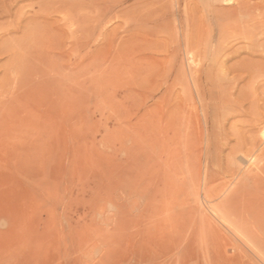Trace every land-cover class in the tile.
<instances>
[{"label":"rangeland","instance_id":"rangeland-1","mask_svg":"<svg viewBox=\"0 0 264 264\" xmlns=\"http://www.w3.org/2000/svg\"><path fill=\"white\" fill-rule=\"evenodd\" d=\"M99 1L69 0L58 7L42 0H0V264H264L259 247L247 241H237L248 253L237 257L233 241L239 234L213 207L239 187L248 162L235 161V176L221 175L216 164L210 165L213 149L207 144L200 113L202 109L213 112L204 88L208 92L210 88L212 95L223 91L220 97L229 99L230 94L234 100L238 86L246 85L248 92L253 83L259 89L252 87L253 95L264 96L261 73L249 86L248 74L232 69L239 62L264 61V50L247 52L243 23L236 28L227 13L236 1L254 5L259 0L230 4L227 0ZM255 36L261 40L259 31ZM20 45L30 54L27 72L43 69L45 78L36 81L35 75L28 83L16 84L4 66ZM206 73H216L214 83L204 79ZM58 82H73L78 89L75 101L63 104L64 113L50 95ZM223 82L235 86L227 84L230 88L225 92L219 88ZM251 91L248 96H253ZM176 104L183 108L177 109ZM169 111L176 119L187 115L194 121L190 127L196 140L200 137V145L187 156L181 144L179 158L169 159L166 150L175 148L173 140L162 146L158 142V117L164 114L162 124H166ZM229 115L226 132L230 123L241 120ZM164 129L175 137L170 128ZM180 129L181 134L186 132L181 125ZM187 167L196 174H189ZM214 171L217 176L210 181ZM259 175L262 194L264 172ZM184 181L189 192L182 187ZM206 185L220 187L216 201L204 195ZM182 195L193 206L188 227L172 225L166 213L172 209H165L183 200ZM204 216L231 231L230 238L208 240Z\"/></svg>","mask_w":264,"mask_h":264},{"label":"bare ground","instance_id":"bare-ground-1","mask_svg":"<svg viewBox=\"0 0 264 264\" xmlns=\"http://www.w3.org/2000/svg\"><path fill=\"white\" fill-rule=\"evenodd\" d=\"M42 1H46L47 3H50L52 5H58L61 6L62 4L68 2L67 0H42ZM73 1V0H72ZM94 1V0H93ZM97 1V0H96ZM101 1V0H100ZM99 1V2H100ZM122 0H107V2H112L113 4L116 3V2H120ZM159 1V0H158ZM161 1V0H160ZM104 2V1H103ZM124 2V1H123ZM122 2V3H123ZM178 2V1H177ZM176 2V3H177ZM187 2V1H186ZM234 0H227L226 3H233ZM102 3V2H101ZM121 3V2H120ZM80 4V3H79ZM189 4V2H188ZM112 5V4H111ZM163 5V4H162ZM160 6V5H159ZM188 6V5H187ZM167 7V6H166ZM163 6V9L166 10ZM195 7V6H194ZM185 8V7H184ZM162 9V8H161ZM192 9V8H191ZM195 9V8H194ZM57 10V9H56ZM193 10V9H192ZM191 10V11H192ZM196 10V9H195ZM227 10V9H226ZM229 12L228 15H230V19H232L234 21V24H235V27L238 26L239 29L240 27V24L243 23L244 27H242L244 29V36L245 39H247L245 42L246 44L248 45V49L250 51H247V52H250L251 53H255L257 51V48L258 47H262L260 50H264V0H259V2L257 1L256 3H254V5H249L247 2H237L236 1V6L233 7V9H230L228 10ZM258 11V12H257ZM193 12V11H192ZM255 12H257V15L254 14ZM148 13V12H147ZM157 13V12H156ZM155 13V14H156ZM195 13V12H194ZM189 13H187L188 15ZM191 14V13H190ZM189 14V15H190ZM219 14V13H218ZM224 14V13H223ZM165 15V14H164ZM186 15V16H187ZM188 15V16H189ZM227 15V16H228ZM240 15H242L243 17L240 18ZM160 16V15H159ZM163 16V15H162ZM187 16V17H188ZM191 16H193V14H191ZM189 16V17H191ZM164 17V16H163ZM194 17V16H193ZM192 17V18H193ZM228 17V18H229ZM158 18V17H157ZM227 18V19H228ZM188 19V18H187ZM186 19V20H187ZM195 18L192 19L195 20ZM202 19V17H201ZM219 19V18H216V20ZM224 19V18H223ZM226 19V20H227ZM229 19V20H230ZM225 20V19H224ZM191 21V22H192ZM196 21V20H195ZM193 21V22H195ZM217 21H221V19L217 20ZM216 21V22H217ZM223 22V21H222ZM221 22V23H222ZM54 23V22H53ZM189 23V22H188ZM213 23V22H212ZM215 23V22H214ZM218 24V22H217ZM220 24V23H219ZM216 25V24H215ZM185 26V25H184ZM222 26V25H221ZM218 27V26H217ZM187 28V27H186ZM189 28V27H188ZM234 28V27H233ZM237 28V27H236ZM224 29V28H223ZM187 30V29H186ZM222 30V29H221ZM237 30V29H236ZM250 30V31H249ZM157 31V30H156ZM257 31H259V33L262 35L261 36V40L258 39L256 35ZM198 32V31H196ZM205 32V31H204ZM240 32V31H239ZM186 33V32H185ZM189 34H192V33H189ZM206 34V33H205ZM220 34V32L218 33ZM226 34V33H225ZM224 34V35H225ZM186 35V34H185ZM193 35V34H192ZM190 35V36H192ZM202 35V32L201 34ZM199 35V36H200ZM223 35V36H224ZM259 35V34H257ZM198 36V35H197ZM207 36V35H206ZM205 36V37H206ZM220 36V35H219ZM218 36V37H219ZM37 37V36H36ZM185 37V36H184ZM187 37V36H186ZM193 37V36H192ZM191 37V38H192ZM196 37V36H195ZM197 38V37H196ZM195 38V39H196ZM205 39V38H204ZM38 40V39H37ZM186 40H188L186 38ZM197 40V39H196ZM216 40V39H215ZM223 40V39H222ZM221 40V41H222ZM207 41V40H206ZM34 42V41H33ZM109 42V41H108ZM190 42V41H189ZM196 42V41H195ZM201 42V41H200ZM216 42V41H215ZM17 43V42H16ZM186 44V43H185ZM188 44V43H187ZM194 44V43H193ZM198 44L199 41H198ZM191 45V44H190ZM206 45V43H205ZM211 45V43H210ZM209 45V47H210ZM230 45V44H229ZM228 45V46H229ZM235 45V44H234ZM1 46V45H0ZM33 46V44H32ZM84 46V45H83ZM162 46V45H161ZM187 46V45H186ZM191 46H194V45H191ZM200 46V45H199ZM199 46H197L196 48H198ZM152 47V46H151ZM185 47V46H184ZM214 47V45H213ZM195 48V46H194ZM216 48V47H215ZM219 48V47H217ZM227 48V47H226ZM230 48V47H229ZM18 49L22 50V52H17ZM18 49H16L17 51H14L12 54L10 53V60L9 62L4 66L5 69H9L10 71V74H13L12 76H14V78L16 79V84L18 83L19 86H21V84H23L24 82L28 83L29 80L31 79H35L33 76H38V79H35L36 81L40 79V76L43 77L45 76V70L43 71L42 69V72L40 73H28L27 70L29 68V63H30V54L29 52L25 49L24 46L20 45L18 47ZM192 49V47H191ZM200 49V48H199ZM210 49V48H209ZM208 49V51H209ZM214 49V48H213ZM216 50V49H215ZM239 50V49H238ZM7 51V50H6ZM186 51V50H185ZM217 51V50H216ZM231 51V50H230ZM229 51V52H230ZM4 52V51H3ZM196 52V51H194ZM231 53V52H230ZM240 53V52H239ZM217 53H215L216 55ZM186 55V54H185ZM200 55V54H199ZM232 55V54H231ZM259 56H261L260 54H258ZM33 56V55H32ZM219 56V55H218ZM218 56L216 55L215 57L218 59ZM226 56V55H225ZM228 57V56H227ZM220 58V57H219ZM204 59V58H203ZM213 59V58H212ZM224 59V58H223ZM259 60V59H258ZM264 60V59H263ZM214 60H212L211 62L213 63ZM245 61V60H244ZM243 61V62H244ZM250 60H248L249 62ZM215 62V61H214ZM220 62V60H219ZM218 62V64H219ZM234 62V61H233ZM252 62V61H251ZM249 62V64L247 63H237L238 66L235 68L233 67L232 68V64L230 65L231 68L234 70V72L236 71L237 73L239 74H242V73H247L248 74V81L246 82L249 86L254 79H256L257 76H260L259 74H257L258 72L261 73L262 75V78L264 76V61L262 62H253L251 63ZM40 63V62H39ZM221 63V62H220ZM255 63L258 65H255ZM211 64V63H210ZM236 64V65H237ZM216 65V64H215ZM214 65V66H215ZM254 65V66H253ZM173 66V65H172ZM218 66V65H217ZM220 66V64H219ZM234 66V65H233ZM257 66V67H255ZM39 67V66H38ZM139 67V66H138ZM223 67V66H222ZM134 68V67H133ZM157 68V67H156ZM117 70V68H115ZM125 69V68H124ZM123 69V70H124ZM202 69V68H201ZM219 69V68H217ZM129 70V69H128ZM139 70V69H138ZM146 70V69H144ZM157 70V69H156ZM215 70V69H214ZM213 70V71H214ZM221 70V69H219ZM190 71V70H189ZM230 71H232L230 69ZM128 72V71H127ZM130 72V71H129ZM128 72V73H129ZM149 72V71H148ZM152 72V71H151ZM155 73V72H154ZM190 73V72H189ZM228 73V72H227ZM236 73V74H237ZM126 74V73H125ZM212 73H206L205 75V78L204 79H207L210 84L211 83H214L213 81L214 78H215V75H212ZM257 74V76H256ZM122 75V74H121ZM151 75V74H150ZM233 75V74H232ZM244 75V74H243ZM242 75V76H243ZM118 76V75H116ZM190 76H193L192 74H190ZM189 76V77H190ZM214 76V77H213ZM217 76V75H216ZM228 76V75H227ZM235 76V75H234ZM237 76V75H236ZM150 77V76H148ZM231 77V73H230V76ZM233 77V76H232ZM238 77V76H237ZM241 77V76H240ZM37 78V77H36ZM45 78V77H44ZM228 78V77H227ZM242 78V77H241ZM140 79V78H138ZM148 79V78H147ZM192 79V78H190ZM238 78H236L237 80ZM33 80V81H35ZM47 80V79H46ZM153 80V79H152ZM151 80V82H152ZM155 80V79H154ZM206 80V81H207ZM260 80V79H259ZM42 81V80H41ZM150 81V80H149ZM227 81V80H226ZM32 82V81H30ZM150 82V83H151ZM237 83L240 82V81H236ZM258 82V81H257ZM48 83V81H47ZM148 83V85L150 84ZM200 83V82H198ZM206 83V82H205ZM207 83V84H208ZM217 83V82H215ZM235 83V82H234ZM233 83V84H234ZM260 83V82H259ZM30 84V83H29ZM29 84H27L26 86H28ZM38 84H40V81H38ZM42 84V83H41ZM46 84V83H45ZM74 83L72 82L71 85H65L63 83H60L58 82L57 83V87H52L51 91H54L52 94H50L53 98V99H56L58 100V102L62 105L61 106V110L59 111H64L66 110L65 107L63 106L64 103H66L67 101H69L70 103L74 102L75 99L77 98L78 96V89L77 87H75V85H73ZM121 84V83H120ZM192 84V83H191ZM201 84V83H200ZM207 84L205 85L207 87ZM223 84H225L223 82ZM228 83H226L225 85H222V83L220 84L222 86L219 87L221 90L223 89L225 91V89H227L229 86L231 87L233 84L230 83V85L228 87H226ZM245 84V83H244ZM252 85L250 86V88L252 89L253 87V83H251ZM257 84V83H256ZM262 84V83H261ZM44 85V84H43ZM42 85V87L44 88V86ZM147 85V84H146ZM153 85V84H152ZM212 87L213 84H211ZM216 85V84H215ZM220 85H216V86H220ZM239 85V84H238ZM241 85V84H240ZM47 86V85H46ZM154 86V85H153ZM193 86V85H192ZM235 86V85H233ZM243 86V85H242ZM246 85H244L243 87L238 88L239 89V92L237 91V94L236 92L234 94H236L235 96H237L236 98H233L234 100H232L231 96H230V91L228 94H229V97L231 98V101H230V98L229 99H226L227 97H220L219 94H223L222 92L223 91H219L218 89V93L219 94H211V89L209 88V92L205 89L206 93H208V98H209V101H211V105H212V113L211 114H208L210 113L208 111L207 113V109H202L200 110V113L202 111V117L204 119V126H205V129H206V137H207V144L213 149V153L211 155V158H209L208 162L210 161V165L212 166L213 164H216L219 168V171L223 172V170L225 171V174H222L221 172V175H226V176H233L234 174H237L236 173V168H235V161L236 160H239V161H245V162H248V165H249V168L247 169L246 172L243 173L242 175V178L239 182V187H237V189L235 190V187L232 189L233 191H235L234 193H232V190H231V193L232 194H228L229 197L227 198L226 196V199L222 198L223 201L221 202H217L218 204L214 205L216 202H214L213 204V207L216 206V208L218 209V211L220 213H218V216L221 217L222 219H224L230 226L231 228H233L239 235H236L238 238L235 239V241H233L236 245V249H237V253H238V258H242L243 256H245L246 254H248L245 250L241 249L240 246L237 244L238 242L237 241H240L241 244L242 242L244 241H247V244L250 245H255L257 247H259V249L261 250V253L264 254V193L260 194L258 193L260 187H263L261 186V182L260 181L261 179H259V174L261 172H264V96L262 97H259L257 96V94L254 96L252 91L256 88L255 85H254V89L251 91V94L256 97L257 96V99L253 98V96H248L249 92H247L246 90ZM257 86V85H256ZM258 86H260V84H258ZM263 86V84L261 85ZM260 86V87H261ZM50 87V86H49ZM136 87V86H135ZM144 87V86H143ZM188 87V86H187ZM195 87V86H194ZM197 87V85H196ZM201 87H202V84H201ZM200 85H199V88H201ZM224 87V88H223ZM229 87V88H230ZM23 88V87H22ZM25 88V87H24ZM38 88V86H37ZM153 88V87H151ZM198 88V87H197ZM198 88V89H199ZM218 88V87H217ZM14 89H16V85L14 87ZM40 89V88H39ZM107 89V88H106ZM142 89V88H141ZM146 89H149V88H146ZM157 89V88H156ZM155 89V90H156ZM195 89V88H194ZM197 89V90H198ZM214 89V88H213ZM249 89V88H248ZM258 89V88H256ZM22 90V89H21ZM25 90V89H24ZM88 90V89H87ZM195 91L196 93L198 91ZM201 90V89H199ZM203 90V89H202ZM259 90V89H258ZM262 90H263V87H262ZM38 91V90H37ZM37 91L35 90V92L37 93ZM41 91V90H40ZM50 91V90H49ZM261 91V89H260ZM19 92V90L17 91ZM126 92V91H125ZM146 92V90L144 91ZM226 92V91H225ZM255 92V90H254ZM264 93V91H262ZM41 93V92H40ZM47 93V92H46ZM115 93V92H114ZM120 93V92H119ZM200 93V91H199ZM204 92L202 91V94ZM233 93V91H232ZM258 93V91H257ZM260 93V92H259ZM122 94V93H121ZM140 94V93H138ZM195 94V93H194ZM205 94V93H204ZM227 94V95H228ZM250 94V95H251ZM33 95V94H32ZM108 95V94H107ZM143 95V94H142ZM217 95V96H215ZM225 95V94H223ZM260 95V94H258ZM36 96V95H35ZM39 96V95H38ZM49 97V96H47ZM202 97V96H201ZM224 97V98H223ZM38 98V97H37ZM43 98V97H41ZM39 99V98H38ZM52 99V100H53ZM202 99V98H201ZM45 100V99H44ZM43 100V101H44ZM197 100V99H196ZM207 100V99H206ZM229 100V101H228ZM54 101V100H53ZM216 101V102H215ZM261 102V103H258V102ZM46 102V101H45ZM56 102V101H55ZM69 102H67L69 104ZM202 103V101H200ZM200 103V104H201ZM222 104V106H220V104ZM53 104V103H52ZM199 104V103H198ZM206 104H207V101H206ZM247 104V105H245ZM6 105V104H4ZM183 105V104H181ZM180 104H176V108L177 109H182L183 106H181ZM225 105V106H223ZM49 106V105H47ZM200 107H203V105H199ZM207 106V105H206ZM210 106V105H208ZM222 107V109H221ZM69 108L71 109L72 106H69ZM175 108V109H176ZM197 108V107H196ZM199 108V107H198ZM204 108V107H203ZM210 108V107H208ZM65 109V110H64ZM169 109V108H168ZM68 110V109H67ZM71 111V110H70ZM210 111H211V108H210ZM163 112V111H162ZM161 112V113H162ZM172 112V111H171ZM174 112V111H173ZM142 113V112H141ZM159 113V112H158ZM170 113V111H169ZM168 113V114H169ZM180 113H182L180 111ZM150 114V113H149ZM230 114V115H229ZM182 115V114H181ZM198 114L196 113V116ZM227 115H229L230 117L233 116V119H234V115L236 116H240L241 117V120H236L232 123L231 120H230V125H228L229 127L227 128V132L224 130V127H225V123L227 122ZM145 116V115H143ZM177 116V115H176ZM152 117V116H150ZM149 117V118H150ZM164 117V114L161 115L160 117H158L159 119V125H158V129L160 131V135H159V138H158V142L159 144L162 146V145H166L168 143V141H172L173 143L172 144H175V148L173 149H167V155L169 157V159H175V158H179V150L181 151L182 149H178L180 148L181 144L182 146H185L187 150L185 151H188V152H185V155L187 156V154L189 155L190 151L193 149V147H195V151H196V146H199L200 144L198 143V138L196 140V137L193 136L195 133H192V128L193 127H190V126H193L191 125V123L193 124V119L191 120V117L185 115L183 118H181L182 120V124H181V120L179 119H176L175 117V113H170L167 117V123L166 124H162L163 122V118ZM195 117V116H194ZM211 117V118H209ZM239 117V119H240ZM178 118V117H177ZM193 118V117H192ZM237 118V117H236ZM235 118V119H236ZM198 119V118H196ZM231 119V118H230ZM232 119V120H233ZM193 121V122H192ZM196 122V120H195ZM198 123V122H196ZM14 124V123H13ZM157 125V124H156ZM180 125L182 126V130L183 131H186L185 133L183 132V134H181V129H180ZM202 125V124H201ZM147 126H148V123H147ZM236 126L240 128H242L241 130H239ZM8 127V126H7ZM170 128V130L173 131V134L175 137L172 138V135H168L166 134L165 132V129L164 128ZM195 127V126H194ZM144 128V127H143ZM4 129V128H3ZM156 129V128H155ZM257 130V134L255 133V131ZM164 133V135H163ZM199 133V132H198ZM28 134V133H27ZM205 134V133H204ZM203 134V136H204ZM198 135V134H197ZM200 136V135H199ZM154 140V139H153ZM204 140V138H203ZM205 141V140H204ZM204 144V143H203ZM171 145V143H170ZM206 146V145H205ZM205 146L203 148H205ZM207 146V147H209ZM158 147V146H157ZM201 147V146H200ZM172 148V147H171ZM185 149V148H184ZM206 150H209V149H206ZM211 150V149H210ZM184 151V150H183ZM193 151V150H192ZM226 151V152H225ZM204 152V151H203ZM210 152V151H209ZM165 153V152H164ZM187 153V154H186ZM192 153V152H191ZM208 153V151H207ZM180 154H182L180 152ZM210 154V153H209ZM209 154H208V157H209ZM191 155H194V153H192ZM181 156V155H180ZM183 156V155H182ZM196 157V155H194ZM193 156V157H194ZM164 157V156H163ZM158 158V157H157ZM197 159V158H196ZM208 159V158H207ZM206 159V160H207ZM177 160H180V159H177ZM160 161V160H159ZM176 161V160H175ZM223 161L225 162V169L221 166ZM166 162V161H165ZM179 162V161H178ZM204 162V161H203ZM206 162V163H208ZM168 163V162H167ZM166 163V164H167ZM176 163V162H175ZM158 164V163H157ZM165 164V165H166ZM180 164V163H179ZM178 164V165H179ZM172 165V164H171ZM191 165V164H190ZM195 165H197L195 163ZM206 165V164H205ZM224 165V163H223ZM209 166V165H207ZM206 166V167H207ZM214 166V165H213ZM198 167V166H197ZM215 167V166H214ZM170 168V167H169ZM188 168V167H187ZM167 169V168H166ZM179 169V168H177ZM190 169L191 171V168H188ZM187 169V170H188ZM193 169V168H192ZM213 169V167H212ZM171 170V169H170ZM182 170H186V169H181V172H183ZM195 170V169H194ZM210 170V168H209ZM170 172V171H169ZM177 172V171H176ZM175 172V173H176ZM189 172V171H187ZM192 172V171H191ZM219 172V173H220ZM172 173V172H171ZM195 172H192V173H189V174H193ZM209 173V171L207 172ZM206 173V174H207ZM216 171H214V174L213 172H211V175L209 177L207 176V178H209V180L211 181L212 180V176L215 175ZM218 173V175H219ZM224 173V172H223ZM181 174V173H180ZM196 174V173H195ZM175 175V174H174ZM194 175V174H193ZM219 175V177L221 176ZM189 176H192V175H189ZM216 176H217V173H216ZM235 176V175H234ZM196 177V176H195ZM214 177V176H213ZM218 177V178H219ZM224 177V176H223ZM223 177L222 178V181H223ZM185 179L188 178V176L185 175L184 177ZM194 179V176L192 177ZM191 178V180H192ZM221 178L218 180L220 182ZM234 178V177H233ZM171 179V178H169ZM168 179V181H169ZM196 179V178H195ZM232 179V178H231ZM237 179V177H236ZM172 180V179H171ZM170 180V181H171ZM184 180V179H183ZM189 181V179H187ZM205 180L207 181L206 179V175H205ZM208 180V181H209ZM216 180V179H215ZM214 180V181H215ZM170 181L168 182L169 185H174L173 184H170ZM217 181V180H216ZM230 181V180H229ZM264 181V180H263ZM117 182V181H115ZM180 182V181H178ZM185 182V181H184ZM193 182V181H192ZM231 182V181H230ZM187 181L183 184V188L187 189V191L185 192H189L190 189H188V185L186 184ZM217 183V182H216ZM215 183V184H216ZM233 183V182H232ZM114 184V183H112ZM178 184V183H177ZM175 184V185H177ZM189 184V183H188ZM196 184V183H194ZM208 184V182H207ZM215 184H212V185H215ZM263 184V183H262ZM166 185V184H165ZM190 185V184H189ZM221 185H223V183L221 182ZM232 185H235L234 183L231 184ZM112 186V185H111ZM110 186V187H111ZM122 186V185H121ZM178 187L180 186L177 185ZM217 186V185H216ZM216 186H208L206 185L203 189V193L204 195H206L207 197H209V199H212L214 197L218 198V195H219V191H220V187H217ZM219 186V185H218ZM175 187V186H174ZM230 187V186H229ZM112 188V187H111ZM219 188V189H218ZM163 191H164V188H162ZM169 189V188H168ZM171 189V187H170ZM184 189H182L184 191ZM185 189V190H186ZM218 189V190H217ZM262 190H264L263 188H261ZM130 190V189H129ZM128 190V191H129ZM172 190V189H171ZM181 190V192H182ZM196 190V189H195ZM222 190V189H221ZM123 191V190H122ZM121 191V192H122ZM167 191V190H166ZM175 191V190H174ZM225 191V190H224ZM150 192V191H149ZM170 192V190H169ZM173 192V191H172ZM184 192V193H185ZM264 192V191H263ZM120 194V193H119ZM168 194V193H167ZM177 194V192H176ZM221 194H222V191H221ZM164 195V194H163ZM172 196V194H171ZM183 196V195H182ZM119 197V196H118ZM173 197V196H172ZM180 197V196H179ZM187 197V196H186ZM191 197V195H190ZM169 198V197H168ZM194 198V197H192ZM221 199V200H222ZM158 200V199H157ZM173 200L174 197H173ZM182 199L180 198V202L177 203L174 207L169 203L167 204L168 206L165 208L166 210L169 208L172 209V211L170 212L169 214V210L166 211L167 213V217L169 218V222L172 223V225L174 226H177V225H182L184 227H188L190 223H192V220H191V212L193 211L191 207L193 206H189L188 205V199H184V196H183V200L181 201ZM219 200V199H218ZM179 201V200H178ZM209 201V200H207ZM214 201V200H213ZM216 201V199H215ZM165 202V201H164ZM171 202V201H170ZM176 202H177V199H176ZM192 202V201H191ZM163 203V201H162ZM167 203V202H166ZM209 203V202H208ZM211 203V201H210ZM157 204V203H156ZM154 204V205H156ZM193 204V203H191ZM153 206V204H151ZM150 206V207H152ZM162 206V204H161ZM211 206V205H210ZM162 207H165V206H162ZM205 207H208L207 205H205ZM211 206V208H213ZM153 208V207H152ZM196 210V209H195ZM204 210V208L202 209ZM207 210V209H206ZM214 212L216 211L215 209H212ZM160 211H162V209L160 208ZM164 211V210H163ZM211 211V210H210ZM203 212V211H202ZM193 213V212H192ZM217 213V212H215ZM224 214L228 217L225 218ZM205 219V223L204 226L205 227H208L209 229H207L208 231V234L207 235V238L208 240H213V241H216L217 239H226L228 240L230 238V232L231 231H228L227 229L224 230L221 226H219L218 224H216L215 222H213V218H210L208 216H204ZM174 220V221H173ZM202 224V225H203ZM192 225V224H191ZM175 228V227H174ZM180 230V229H179ZM178 230V231H179ZM222 230L224 231L223 233H225L224 235H222ZM175 231V229H174ZM176 231V233L178 232ZM232 233V232H231ZM246 243V242H245ZM247 246V245H246ZM253 249V247H252ZM251 250V249H250ZM259 251V250H258ZM243 252V253H242ZM260 253V252H259ZM242 254V255H241ZM263 257V256H262ZM249 258V257H248ZM242 260V259H241ZM243 262V261H242ZM244 263V262H243ZM249 263V262H248ZM247 263V264H248ZM245 264V263H244Z\"/></svg>","mask_w":264,"mask_h":264}]
</instances>
